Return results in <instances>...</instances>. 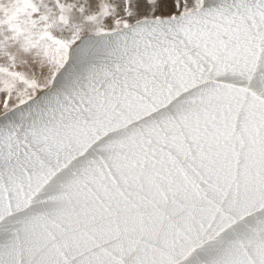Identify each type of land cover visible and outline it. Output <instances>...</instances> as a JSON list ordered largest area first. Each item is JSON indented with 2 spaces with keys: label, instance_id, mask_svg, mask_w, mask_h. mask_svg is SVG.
Masks as SVG:
<instances>
[{
  "label": "snow or ice",
  "instance_id": "obj_1",
  "mask_svg": "<svg viewBox=\"0 0 264 264\" xmlns=\"http://www.w3.org/2000/svg\"><path fill=\"white\" fill-rule=\"evenodd\" d=\"M0 264H264V0H0Z\"/></svg>",
  "mask_w": 264,
  "mask_h": 264
}]
</instances>
